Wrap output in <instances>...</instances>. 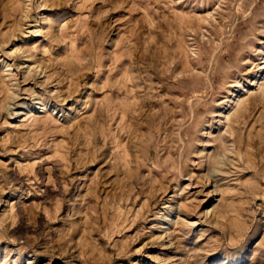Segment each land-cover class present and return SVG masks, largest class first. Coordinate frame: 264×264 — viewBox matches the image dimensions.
Masks as SVG:
<instances>
[{
  "label": "rangeland",
  "instance_id": "374dc122",
  "mask_svg": "<svg viewBox=\"0 0 264 264\" xmlns=\"http://www.w3.org/2000/svg\"><path fill=\"white\" fill-rule=\"evenodd\" d=\"M0 264H264V0H0Z\"/></svg>",
  "mask_w": 264,
  "mask_h": 264
}]
</instances>
